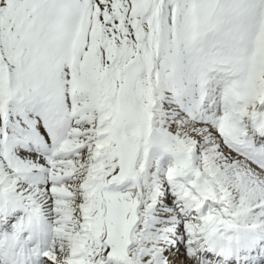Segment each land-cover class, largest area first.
Wrapping results in <instances>:
<instances>
[{
  "label": "snow or ice",
  "instance_id": "snow-or-ice-1",
  "mask_svg": "<svg viewBox=\"0 0 264 264\" xmlns=\"http://www.w3.org/2000/svg\"><path fill=\"white\" fill-rule=\"evenodd\" d=\"M0 264H264V0H0Z\"/></svg>",
  "mask_w": 264,
  "mask_h": 264
}]
</instances>
